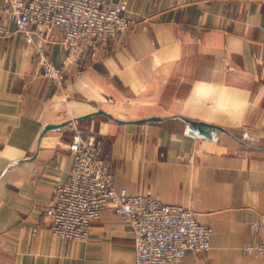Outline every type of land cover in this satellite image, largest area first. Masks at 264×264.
I'll return each instance as SVG.
<instances>
[{
    "label": "crops",
    "instance_id": "0c3cea01",
    "mask_svg": "<svg viewBox=\"0 0 264 264\" xmlns=\"http://www.w3.org/2000/svg\"><path fill=\"white\" fill-rule=\"evenodd\" d=\"M127 1L131 27L94 52L61 50L63 34L52 30L55 41L46 47L53 63L66 68L63 89L43 76L33 46L6 21L10 33L0 36V264H136L132 228L111 209L86 240H64L44 219L55 186L68 177L69 135L77 132L105 139L117 187L183 205L212 228L203 259L264 264L263 254L245 249L262 241L251 224L264 219V149L239 150L219 136L245 144L227 125L240 124L249 103H264V0ZM2 7L0 0L4 21ZM169 88L185 96L166 99ZM135 95L186 104L181 113L134 120L99 104ZM203 100L214 105L212 113L206 103L200 110ZM100 108L113 118L97 113ZM150 116L160 120L138 122ZM184 118L227 132L217 130L210 139L192 133ZM48 124L59 126L44 133ZM198 261L189 252L169 264Z\"/></svg>",
    "mask_w": 264,
    "mask_h": 264
},
{
    "label": "built area",
    "instance_id": "2783aa9c",
    "mask_svg": "<svg viewBox=\"0 0 264 264\" xmlns=\"http://www.w3.org/2000/svg\"><path fill=\"white\" fill-rule=\"evenodd\" d=\"M127 11V0H3L0 36L10 33L6 21H11L33 46L43 76L63 89L66 68L53 63L46 47L55 41L52 30L63 34L57 42L61 50L94 52L131 27ZM67 147L73 158L68 177L55 186L44 207L54 235L86 240L92 224L111 209L132 228L136 264L181 263L189 252L197 264H211L203 258L211 249L213 230L193 210L165 203L150 191L133 194L117 187L103 137L77 132ZM251 227L262 233V241L245 249L264 255V219Z\"/></svg>",
    "mask_w": 264,
    "mask_h": 264
},
{
    "label": "rangeland",
    "instance_id": "374dc122",
    "mask_svg": "<svg viewBox=\"0 0 264 264\" xmlns=\"http://www.w3.org/2000/svg\"><path fill=\"white\" fill-rule=\"evenodd\" d=\"M129 9V8H128ZM175 88H169L166 90V99H178L179 97H184V95H176L174 93ZM154 95V94H153ZM122 97V98H120ZM127 96H118V101L114 103L113 105L109 103H99L101 106L103 105L106 107H110L112 111L115 113V115H118L119 118L125 119V120H134L139 118H145L149 116V114H157L160 113H181L183 112V106L186 104V100L181 103V108L177 107L179 106V103L176 102H155V101H142L141 95H135L133 99L126 98ZM202 96H199V98ZM203 104H201V109L203 110L205 107V103L208 109H211L209 113H212V109L214 110V105L211 107H208V102L203 100ZM113 106V107H112ZM200 106V104L198 105ZM115 107V108H114ZM197 107V106H196ZM218 107L217 104H215V108ZM186 108V107H185ZM110 109V110H111ZM152 124V123H151ZM75 123L73 122L72 125H69L67 127L68 132L74 131ZM227 128L232 130L235 135L240 138L245 144H239L237 141H235L233 138L228 136L227 134L220 133V138L230 142L232 145H234L237 148H240L239 150H253L255 148H261L264 149V103L262 104H254L249 103L248 108L245 110L243 114V119L240 124L236 126L227 125ZM220 132V131H218ZM74 134L69 135L70 141L72 139ZM105 146L106 141L104 139Z\"/></svg>",
    "mask_w": 264,
    "mask_h": 264
},
{
    "label": "water",
    "instance_id": "95a60500",
    "mask_svg": "<svg viewBox=\"0 0 264 264\" xmlns=\"http://www.w3.org/2000/svg\"><path fill=\"white\" fill-rule=\"evenodd\" d=\"M97 113L104 114V115H106V116H108L110 118H113V116L110 113L104 111L101 108L98 110ZM184 119L188 122L192 133L198 132L200 135H203V136H205L207 138H210V139L213 138V134L217 130H222V131H226L227 132V130L225 128H223L221 126H218V125H215V124H211V123H208V122H205V121H201V120H192V119H188V118H184ZM150 120H160V118L156 117V116H150L147 119L138 120V122L143 123L145 121H150ZM117 121H119V120H117ZM119 122H121V121H119ZM58 126L59 125L48 124L44 128V133L46 131H48L50 129H53V128H56Z\"/></svg>",
    "mask_w": 264,
    "mask_h": 264
}]
</instances>
